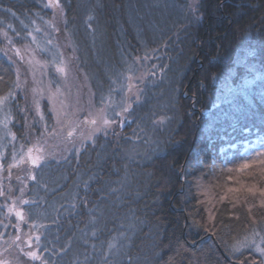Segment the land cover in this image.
I'll list each match as a JSON object with an SVG mask.
<instances>
[{
    "label": "trees",
    "instance_id": "trees-1",
    "mask_svg": "<svg viewBox=\"0 0 264 264\" xmlns=\"http://www.w3.org/2000/svg\"><path fill=\"white\" fill-rule=\"evenodd\" d=\"M88 1L90 8L84 7V0H68L62 29L81 45L78 49L71 42L70 55L80 78L93 91L92 103L105 105L106 114L111 112L104 86L105 76L114 72L132 77L127 78L128 85L131 82L140 90V100H132L127 89L133 107L124 114V123L114 124L107 135H97L94 144L86 143L77 164L73 158L70 166L58 169L61 185L44 191V202L53 208L56 221L45 220L50 222H43L47 227L37 228L40 259L17 251L19 257L27 264H61L64 256L69 257L66 264H261L251 243L264 241V196L259 191L264 189V155L257 157L264 153V0H197L202 18L186 22L163 12L167 5L149 12L136 6L138 0ZM85 10L94 16L91 30L81 29ZM50 12L44 0H0V95L19 90L14 65L4 52L6 38L14 46L26 44L29 28L25 27L31 21L45 27L53 18ZM135 14H140L142 25L133 22ZM24 20L29 24L25 26ZM133 24L138 32L158 31L165 36L141 46ZM54 75L56 83H50L65 86ZM162 78L172 86L169 116L156 124L158 151L138 156L132 152L133 144L137 142L142 151L146 141H152L147 136L133 141L129 135L141 122L148 123L152 100L163 99ZM22 97L17 95L6 108L14 117L10 128L17 136V150L39 136L34 110L28 113L33 126H25V114L17 107L25 106ZM51 116L47 110L50 124ZM5 142L10 159L13 144L8 137ZM76 144H68L67 149ZM51 158L56 159L52 156L48 161L55 163ZM245 163L248 168H242ZM48 175L37 174L38 182L29 186L37 183L52 189ZM253 187L254 195L248 191ZM74 192L79 193L76 208L70 207ZM84 199L86 205L79 202ZM94 228L96 236H92ZM22 232L19 241H11L14 249L17 244L29 247ZM17 234L12 227L5 237L12 235L13 240ZM113 238L119 250L105 256ZM32 243L37 246L36 240ZM6 258L17 264L14 253Z\"/></svg>",
    "mask_w": 264,
    "mask_h": 264
},
{
    "label": "rangeland",
    "instance_id": "rangeland-1",
    "mask_svg": "<svg viewBox=\"0 0 264 264\" xmlns=\"http://www.w3.org/2000/svg\"><path fill=\"white\" fill-rule=\"evenodd\" d=\"M45 1V5H47L49 3V0H44ZM85 2L83 3L85 8H90V6L88 5V0H84ZM139 2L138 5L136 3L137 7H145L146 9H149L150 11L153 10H157L159 7H163L167 5V10H164L163 12H166V14L168 13V16H170V18L172 20L176 19L179 20L180 22L184 21H193L196 19V17L198 16V12L195 13V15L192 13L191 9H190V5H197V0H183V3H179V1L181 0H159V2L157 0H144L143 2H141V0H138ZM59 2V7H49L51 12L50 14L53 15V18L51 21H49L45 27H38L37 23L34 21H31L30 23V27L26 26V24H29V22H25V28H29V30L26 32V36L25 39L27 42H25L26 44H23L21 46H14L12 40L7 37L5 42L7 43V47L5 52L6 57H8V59L10 60V62H12V64L14 65L15 68V72H16V81H17V70H19V82L22 85V88L19 89L18 91H16V97L17 95H20L21 97L23 96L26 100L29 99L30 103L32 104V89L33 88H42L44 90V95L42 97H40V106H41V111L43 112L44 116H46V112L47 110L51 111L52 105L49 103V99H48V88L51 87L52 91L54 92L56 87L55 85L50 83V80L54 81L56 83V76L54 74L57 75V77H59L62 82H66L65 86H60V90L62 95H59L57 98V108H60L61 105L59 103V101H63V112L66 113V115H63L61 117V123L57 124L56 119L52 113V124L51 121L49 122V119L45 118L44 121H40L39 116L35 113L36 115V119L39 118V120H37L34 124L36 126V128H38V133L40 136V133L44 131V125L45 123L48 126V132L52 133L53 129H55V135L54 134H45V136L42 138V140L45 138L46 144H45V148L47 150V152L50 154L49 157H55L56 159H52L54 160L55 163H52L51 160L47 161L46 164H44L43 167L37 169L36 171V175L38 174L40 177H44L45 174H49L48 175V183L52 184V189L50 188H42V186H39L37 183H33L32 186H29V183L32 182V180H28L27 181V187L25 189V193H24V199H28L31 201H35V203L31 204V205H25L23 206L26 210L30 211V215L26 218L27 222L26 223H20V232H22V227L23 224L26 225L24 232L27 229V232H29L32 227V231L34 232H39L37 231V228H43V227H47L46 225L43 224V222L45 220H52V221H56V219L54 218V211L52 207H49L48 204L46 202H44L45 198H46V193L44 191L50 190L53 191L55 188H58L61 183H59L58 181V176H57V171L58 169L62 168V167H68L71 164V160L74 158L73 163L77 164L76 162H78V155L75 151L73 147H69L70 149L73 148L72 151H67V147L68 144H70L65 137L67 136V132L69 130H71V128L75 127L76 131L74 132L73 135V141L75 142L76 146L75 147H80L81 144V133L83 132L84 135H87L88 132L91 130V125H87L85 123H83L86 119L87 120H91L93 118L98 119V121L100 120V118L105 115V113H102L100 110L105 108V105L102 106L101 104L96 105L93 101L92 103V98H93V91L91 90V87L89 85V83L87 82V80L85 82H83V79L80 78V76L82 75L80 72H78L79 68L77 66V64L75 63V61L73 62L72 56L70 55V52H73V46L77 47L78 49L81 48V45H76L72 39V37L69 34H66L63 29H62V25L64 26L65 23V13H66V9L67 6L66 4H68V0H58ZM140 3H142V6L140 5ZM62 10V11H61ZM89 10V9H88ZM88 10L83 11L82 13L86 14L82 20V25L83 27L81 29H86V30H91V23L93 21V13H89ZM88 11V12H87ZM135 11V9H134ZM148 12V13H149ZM147 13V14H148ZM162 13V12H161ZM151 14V13H150ZM153 14V13H152ZM92 16V20H88V17ZM149 16V15H147ZM153 16V15H152ZM159 18V17H158ZM135 20V23H138L139 25H142V21L140 19V14H135L134 18H133V22ZM141 21V22H140ZM32 25V26H31ZM44 25V24H43ZM136 24H133V29L134 31H136L137 36L138 33H140V36L137 37L139 40V43L141 44V46H150L153 43H157L160 42L161 39L163 38L162 36H165V34H161V32L155 31V34L150 35L151 31L149 32H143V30L141 29L140 32H138L135 29ZM37 29H39L37 31ZM74 31V28L72 29ZM79 30V29H78ZM148 30V29H147ZM165 30H167L165 28ZM29 33H31V35H29ZM72 34V33H71ZM72 36H74L72 34ZM33 37H35V40H33ZM76 38V37H75ZM74 38V39H75ZM49 41H51V43H49ZM77 41V40H76ZM73 42V46L72 43ZM150 43V44H149ZM152 43V44H151ZM60 48H59V46ZM93 45H89V47H92ZM63 48V49H61ZM17 50H19L20 55L17 56L16 52ZM69 50V51H68ZM154 50V49H153ZM157 51H153V53ZM94 50H93V54L94 55ZM61 55L63 56V58L65 59L66 62H68L69 64V74H68V79L67 81H65L60 74H58L55 71V67L56 64L59 63V60L61 58ZM47 56H51L49 57L50 59H47ZM14 59H17L18 61H15ZM29 61H32V63L30 64ZM16 62H18V65L16 64ZM20 68H24L23 71ZM25 71H28L27 74L28 76L25 77L23 76L22 73H24ZM115 73V72H114ZM108 74L105 77H107V84L106 86H104V93H106V97H108L109 95V90L110 89H115L114 92H112V100H113V107H111V112H108L107 115L109 117H111L112 119H116L118 120L117 117H115L113 115V108L115 109V111H119L120 109L118 107H115L116 104H119L121 102V100L125 97L126 95V90L128 89V82H127V78L125 75H120L119 73H115V74ZM35 76V79H34ZM103 77V75H102ZM116 81V83H113V81ZM58 81V80H57ZM161 81L163 82V84L161 85L159 92H162V94H165L163 96L162 100H156L153 99L152 100V107H151V111L152 113L150 115L147 116V124L146 126L144 125L143 122H141L136 128H135V132L129 136L131 140L133 141H138V139L141 138V136H147L148 139H150L152 142H148L145 145H147V148H144L142 151H140L139 149V145L137 146V142H135L134 148L132 149V152H136L135 154H137L138 156L143 155L144 157H148L150 156L152 153L157 152L158 151V143L155 140V136L157 135L158 131H157V127L156 124L158 123H154V121H159L161 118H163L164 122L166 121V118L168 115V108H170V105L167 102V98L170 97V90L171 87L169 84H166V81H164V78L161 79ZM127 83V84H126ZM121 85H123V90H121ZM67 87V90H65V88ZM136 89H138L136 86L133 89V92L130 93V98H132V100H135V102H137L136 100V95L138 93H136ZM128 94V91H127ZM155 94V92L153 93ZM22 97V98H23ZM99 99V98H98ZM101 103V99L99 100ZM99 101H97V103H99ZM47 103V105L45 106L44 104ZM30 104V105H31ZM5 111H7L5 109ZM35 112V111H34ZM91 114V115H90ZM3 118V116H2ZM78 125V127H77ZM158 126V125H157ZM10 127V125H9ZM141 129H143V131H141ZM0 134H3L2 132H0ZM99 134H104L103 132L96 134L95 136V140L97 135ZM52 135H54L55 137H52ZM38 136H35L32 141V143H35V138ZM47 137V138H46ZM7 138V137H6ZM5 138V139H6ZM44 139V140H45ZM10 140V138H9ZM27 140L28 138H24V141ZM54 140H56V142L54 143ZM26 142V141H25ZM45 141H43L42 143H44ZM89 144H94L92 141H87L84 140L83 141V147L81 148V150H83L86 147V143ZM58 143V144H56ZM30 144V145H31ZM73 144V143H72ZM73 144V146L75 145ZM30 145H25V146H30ZM56 148H60L59 150H56ZM56 151H59V154H56ZM81 152V151H80ZM65 153H67L65 155ZM66 158V159H65ZM70 158V159H69ZM10 160V159H9ZM6 167V165H5ZM67 169V168H66ZM65 169V170H66ZM67 172V171H66ZM4 173H7V171H5ZM3 173V174H4ZM3 174H0L4 177ZM15 175H22V173L19 172V170H17V172H15L14 170V176H13V181H15L17 183V186L14 187V185L12 183H10V181L8 179H6V181H3V185L5 187V191H7V187L9 184L13 185V191H12V195L16 196L19 195V188L21 187L19 181H17L15 179ZM52 175V176H51ZM6 177V176H5ZM69 177V173L68 176L65 178L66 180ZM42 179V178H40ZM43 180H45V178H43ZM47 182V180H46ZM58 182V183H56ZM58 184V185H57ZM31 193V194H28ZM48 194V193H47ZM38 199V200H36ZM10 201V200H9ZM9 201H6L5 197L2 200V202H0V205H3L5 202L9 203ZM11 204V203H9ZM3 214H0V261L4 262V264H9L8 261L9 259L6 258L7 254L10 253H14V257L17 260V264H27V260H25L23 257V259L21 258V254L20 257L17 253V250L22 249L23 247L21 245H19L18 248H13V246L11 247V241H14L15 239L13 238L12 240V235H9L10 238L6 239V242L4 241V236L7 233V231L9 232L10 230H12L14 227V225L17 224V222L12 221V219L10 218V216H7L6 214V209H1ZM14 216V215H12ZM15 217V216H14ZM17 221V220H16ZM35 221V223L37 225H40V227H33L32 226V222ZM42 223V224H41ZM50 222L45 221V224H48ZM28 224V225H27ZM5 225H7V227H5ZM31 226V227H30ZM29 228V229H28ZM14 231V230H13ZM23 233V232H22ZM31 240L28 241L31 244V247H28V249H35L36 252H38V248L35 244L32 243L33 238L35 236V234H31ZM27 241V239H25ZM251 248L253 253L258 256L259 258H261V264H264V255H261V252L258 251V247L259 248H264V241L258 239L256 241H254L253 243H251ZM17 254V255H16ZM68 256V255H67ZM28 257V256H26ZM65 259V264L66 259H68L69 261V257L64 256ZM12 261V259L10 260ZM64 262L59 261V263L64 264ZM58 264V263H57Z\"/></svg>",
    "mask_w": 264,
    "mask_h": 264
},
{
    "label": "snow or ice",
    "instance_id": "snow-or-ice-1",
    "mask_svg": "<svg viewBox=\"0 0 264 264\" xmlns=\"http://www.w3.org/2000/svg\"><path fill=\"white\" fill-rule=\"evenodd\" d=\"M59 7V2L58 0H49V3L46 5V7ZM190 9L192 13L195 15L196 12L199 11L198 5H190ZM62 11V10H61ZM201 16H197L196 19L199 20L201 19ZM88 20H92V16L88 17ZM39 29H37L38 31ZM6 35V34H5ZM31 35V33H29ZM33 40H35V37H33ZM51 43V41H49ZM155 51V50H153ZM17 56L20 55L19 50L16 52ZM147 59V54L144 57ZM139 60V57L136 58ZM31 64L32 61H29ZM55 71L60 74V76L67 81V77L70 71L69 64L68 62L65 61L63 56L61 55V58L59 60V63L56 64ZM35 79V76H34ZM129 81H131L132 77H128ZM113 83H116L114 80ZM134 85L131 84V82L128 85V93H132L134 89ZM15 88L16 89H21L22 85L19 82V70H17V81L15 83ZM121 90H123V85H121ZM115 89H110L109 90V95L107 97V107H113V100H112V92H114ZM140 90L136 89V93H138ZM44 95V90L42 88H33L32 89V105L29 107L27 105V98H26V104L24 107H17L19 108V111L25 114V126L27 128H31L33 125L28 122V113L31 112L32 110L35 111V113L39 116L40 121L45 120V116L43 112L41 111V106H40V97ZM59 95H62L61 90L59 87L55 89L53 92L51 87L48 88V99L49 103L52 105L51 111L56 119L57 124L61 123V117L63 115H66V113L63 112V101H59L61 107L57 108V98ZM16 97V92L13 90H9L6 94L0 95V113L3 114V118L0 119V132L3 134H0V174H3L5 171H7V177H3L0 175V197H5L6 201L10 200L11 204L5 202L3 205H0V209H6V214L7 216H12L14 215L17 220V224L14 225L17 229V235L15 237L16 241H19L21 239V236L19 235L20 228L19 224L20 223H26L27 222V217L30 215V211L26 210L23 206L25 205H31L35 203V201H31L28 199H24V193L25 189L27 187V181L32 180V181H37V175L36 171L37 169L41 168L44 166V164L47 163L48 158H49V153L47 152L45 148L46 141L44 143L41 142L42 138L44 137L45 134H54L55 129H53L52 133L48 132V126L45 123L44 125V131L40 133V136L35 138V143H32L30 146H25L24 144L20 145L19 150L16 149L15 147V141L17 140L16 134L12 131V129L9 127L10 123L13 122V114L11 112V109H8L5 111L9 103L14 102ZM136 100L139 102L140 96L137 94L136 95ZM104 98H102V103H104ZM115 107H118L120 110L115 111L113 108V115L119 120L112 119L106 114L105 109H101L100 111L102 113H105L100 120L93 118L91 120H85L83 123L87 125H91V130L88 132L87 135H84V133H81V144L80 147H74V151L79 154L81 151V148L83 147V141H92L95 143V136L98 133H105L107 135L108 130L112 128V126L116 123H120L121 125L124 123L125 113H129V110L133 107V104L128 102V97L127 94L125 97L121 100L119 104H116ZM130 114V113H129ZM91 115V114H90ZM33 121H35V117H33ZM164 120L161 118L159 121H154V123H163ZM78 127V125H77ZM76 131V128L73 127L71 130L67 132V136L65 139L69 143L75 144L73 141V135L74 132ZM143 131V129H141ZM8 137L10 138L9 142L13 144L12 151L10 154V160L7 159L6 156V149L8 144L5 142V138ZM73 149H67V151H72ZM264 155V153H257V157ZM66 159V158H65ZM261 163H264V161H261ZM6 165V167H5ZM249 165L247 163L242 165V168H248ZM13 169L19 170L22 175H15V179L19 181L21 187L19 188V195L13 196L11 193L13 191V187L11 184L8 185L7 191H5V187L3 185V179H8L11 180L14 176ZM38 182V181H37ZM87 188L88 185L85 183V197L87 196ZM112 191H115L113 189ZM229 191H233L230 189ZM248 191L250 193L255 194V188H249ZM260 194L261 196H264V189H260ZM79 200V193L74 192L72 193V203L70 204V207L76 208L77 207V202ZM79 202L87 203L86 199L81 200ZM262 204H264V201H262ZM92 211V210H90ZM0 214H3L0 212ZM96 218H92V223L95 224ZM33 227H40V225H37L35 221L32 222ZM7 227V225H5ZM97 230L94 228L92 231V236H96ZM2 235V234H0ZM40 235L35 236V240L37 243V247H39V241H40ZM31 240V236L28 238ZM116 238H113V240H110L107 244V251L105 253V256L107 255H116V252L113 251V249H116L117 251L119 250L117 247V244L114 242ZM87 243V241H85ZM31 247V244L28 245ZM17 247L19 245L17 244ZM93 248H95V245H93ZM238 250V249H237ZM258 251L261 252V255H264V248H259L257 249ZM23 251V249H22ZM47 251V249H45ZM28 257L32 258L33 260H39L40 256L37 254L36 251H28L25 253ZM0 264H4V262L0 261Z\"/></svg>",
    "mask_w": 264,
    "mask_h": 264
},
{
    "label": "flooded vegetation",
    "instance_id": "flooded-vegetation-1",
    "mask_svg": "<svg viewBox=\"0 0 264 264\" xmlns=\"http://www.w3.org/2000/svg\"><path fill=\"white\" fill-rule=\"evenodd\" d=\"M25 227H26V225H24L23 224V227H22V229H24L25 230ZM19 228H20V225H19ZM29 229V228H28ZM21 230V229H20ZM16 231H17V229H16ZM21 233V232H20ZM23 233H24V238H29V236L31 235V234H35V236L36 235H39L37 232H32V231H29V232H27V229H26V231L24 232L23 231ZM26 236V237H25ZM35 236L34 237H32L33 238V240L35 241ZM8 238V237H7ZM14 239H15V237H14ZM4 241H6V237L4 236ZM29 244H30V242H29ZM22 249H23V251H22ZM22 249H20V250H17V251H20L23 255L26 253V252H28V251H35V249H28V248H22Z\"/></svg>",
    "mask_w": 264,
    "mask_h": 264
}]
</instances>
